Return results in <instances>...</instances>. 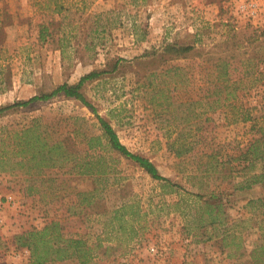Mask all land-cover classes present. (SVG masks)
I'll return each mask as SVG.
<instances>
[{
  "label": "rangeland",
  "instance_id": "374dc122",
  "mask_svg": "<svg viewBox=\"0 0 264 264\" xmlns=\"http://www.w3.org/2000/svg\"><path fill=\"white\" fill-rule=\"evenodd\" d=\"M41 23L48 30L43 41ZM175 40L194 43L199 54L148 61L154 48ZM220 56L229 61L240 102L253 115L264 114V0H0V106L75 83L93 69L110 71L83 85L93 109L59 94L0 116V264H30V251L17 245V236L52 220L66 238L81 234L92 242L99 235L104 245L118 248L99 254L96 264H242L246 257L228 253L248 254L264 235V182L232 191L244 176L233 171L235 177L222 180L221 167L209 175L210 187L224 190L229 221L247 218L237 226L240 248L224 246L212 230V238L203 240L204 228H194L192 218L199 200L191 192L200 191L205 168L200 154L234 157L254 136L250 121L228 122L231 107L212 110L213 86L201 74ZM118 58L123 60L111 70ZM97 116L111 123L128 149L184 189L163 187L112 151ZM177 132L197 152L195 159L169 149L168 136ZM23 133L39 145L33 159L31 151L19 153ZM90 136L99 140L91 143ZM101 157L104 171L102 162L85 171L87 160ZM261 168L256 163L249 173ZM97 197L108 211L94 213L88 201ZM123 203L126 227L136 228L130 237L114 217ZM49 258L45 264H79Z\"/></svg>",
  "mask_w": 264,
  "mask_h": 264
},
{
  "label": "trees",
  "instance_id": "16d2710c",
  "mask_svg": "<svg viewBox=\"0 0 264 264\" xmlns=\"http://www.w3.org/2000/svg\"><path fill=\"white\" fill-rule=\"evenodd\" d=\"M39 27V39L43 41L48 35L47 26L41 23L39 24ZM152 53L156 54V56H150V60L148 61L153 62V60H155L162 63L168 59H178L193 56L196 53L199 54V50L195 47L194 43H181L175 40L172 42H165L163 46L158 49L154 48ZM147 55L150 54H145L144 56ZM144 56H141L139 59H142ZM121 60L123 59L118 58L113 64L111 70H115L119 66ZM106 72L110 71L105 69H93L82 75L75 83L62 82L49 91H38L26 100H18L1 105L0 116L7 113L9 110L27 106L31 102L44 101L59 94L75 98L82 104L93 109V106L83 93V85L87 80L98 78L101 74ZM201 79L203 82L213 86V91L211 92L212 99L210 102L211 105L215 104L216 107H213L212 110H215L217 107L221 109L231 107L230 116L227 118L228 122H237L240 120L250 121L254 136L250 139L248 144H246L245 148L240 150V152L234 157H232V155L228 158H222L223 156L218 157V152L214 150L200 154V157L202 155L205 157V161L203 162L205 168L201 172L202 180L198 186L200 187V191L195 193L191 192V195L197 197L199 200L197 205H194L195 208L193 206L194 210L192 211L194 228H204L202 232L203 240L212 238L213 235L209 231L212 230L216 235L220 236L224 246L233 247L234 245L236 248H240L243 245L244 239L242 238L241 231L237 229V226L245 222L247 218H241L239 222L236 223L234 221H229L224 209V202H222V196H220L224 190H221V187L211 188L208 183V178L214 169L218 170L217 168L221 167L226 169V173L222 176V180L235 177L236 175H230L233 171L237 172L239 176H244L242 180L230 186L232 191H235L236 189L250 188L252 184L264 182V114L253 115L251 109L240 102V97L235 94L236 87L239 86H235L237 81L231 77L229 61L226 57H218L215 61V68L201 74ZM241 80L242 79H239L240 82ZM97 117L102 130L101 134L112 151L116 152L121 157L134 162L153 179L161 181L163 187H171L172 191L184 189L177 182H172L168 177L161 175L155 163L149 158L128 149V147L121 142L111 123L101 116ZM27 130L29 129H26V131ZM24 133L18 137L19 141H24L25 146L20 149L19 153L31 151V159H33L36 156L33 151H36L39 145L35 146L33 140L31 141V138L29 139L26 137ZM89 139L91 143H93L99 140V136H90ZM35 142H37V139ZM189 143L190 142L183 137L182 132H177L176 136L173 138L168 136L167 140L169 149L172 150L176 157L187 155L188 158L195 159L197 152L193 153L190 151L191 147L189 146ZM18 144H20V142H18ZM42 145L47 147L46 152H54L52 149L53 146L47 145L46 142L42 143ZM40 148L38 152H40ZM55 148L57 147L55 146ZM102 160L103 157H101V160L99 159L94 162L87 160L84 163L85 165L88 164L85 171L91 172L93 167L101 162L103 164L101 170L104 171L107 164L105 163V160ZM232 160L236 161L235 165L231 163ZM256 163H262L261 170H259V172L249 173ZM257 199V201H260L259 198ZM254 201L256 200L249 199L247 203H252ZM88 205H91L92 209H95L94 213L108 211L105 202H101V197H97L95 200L91 198L88 201ZM125 207L126 205L123 203L120 208L113 209V212L114 217L118 219L119 228L122 233L125 237H130L133 233H136V228L133 224H130L129 228L126 227L125 219L123 218ZM119 212L121 213L118 214ZM133 213L134 211L132 210L130 215ZM63 236L59 221L52 220L46 223L42 228H36L20 233L17 236V245L29 249L30 264H45V262L50 259L49 256L52 255H56L59 258H73L79 264H96L94 263V260L99 254L110 256L116 249H118L116 246L110 244L104 245L99 239V235H97L96 240H92V242L89 238H84L81 234L67 238L65 236L64 238ZM244 251L245 250L239 251L237 254H233V252L230 251L228 255H237L240 259L246 257V260H243L242 264H264V235H259L256 242L253 244V248L248 254Z\"/></svg>",
  "mask_w": 264,
  "mask_h": 264
}]
</instances>
